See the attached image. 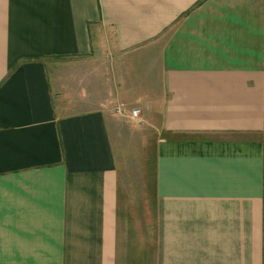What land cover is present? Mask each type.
<instances>
[{"label":"crops","instance_id":"1","mask_svg":"<svg viewBox=\"0 0 264 264\" xmlns=\"http://www.w3.org/2000/svg\"><path fill=\"white\" fill-rule=\"evenodd\" d=\"M0 264H264V0H0Z\"/></svg>","mask_w":264,"mask_h":264},{"label":"built area","instance_id":"2","mask_svg":"<svg viewBox=\"0 0 264 264\" xmlns=\"http://www.w3.org/2000/svg\"><path fill=\"white\" fill-rule=\"evenodd\" d=\"M137 114H138V111L137 110H133V115L137 116Z\"/></svg>","mask_w":264,"mask_h":264}]
</instances>
